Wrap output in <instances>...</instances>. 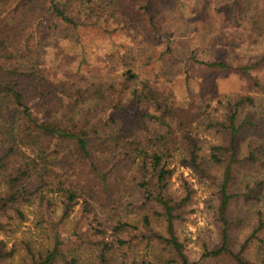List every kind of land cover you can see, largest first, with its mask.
Segmentation results:
<instances>
[{
	"label": "rangeland",
	"instance_id": "obj_1",
	"mask_svg": "<svg viewBox=\"0 0 264 264\" xmlns=\"http://www.w3.org/2000/svg\"><path fill=\"white\" fill-rule=\"evenodd\" d=\"M145 4L129 5L127 11L132 8L129 17L117 16L102 23L101 28L92 25L81 28L77 39L59 40L61 56L57 57L63 72L61 80L72 77V82L77 81L73 90L82 91L80 97L77 94L80 99L73 116L76 121L84 122L94 114L97 103L110 98L112 108L122 97L121 102L126 104L122 112L127 136L147 139V133L153 132L155 126L144 123L140 117L153 111L144 103L134 101L128 91L123 92L122 77L131 70L138 75L131 88H139L144 80L158 85L178 118L172 121L178 141L181 143L182 132H189L199 141L201 156L208 157L212 146L223 144L220 134L207 129L208 121H222L228 104L239 97L251 96L257 100V112L264 116V93L254 87L252 81L256 78L264 85V0H152L149 11L144 10ZM107 11L106 16L113 15L112 11ZM117 23H125L124 29H117ZM175 34L187 39L170 45V36ZM164 35L166 37H162ZM171 46L175 47L172 56H161ZM191 54H195L200 62H222L227 69L200 65L189 60ZM153 68H158L156 74ZM71 72L78 74L71 75ZM66 73L69 76H65ZM63 82L72 83L69 79ZM178 124L182 125L181 129H177ZM240 148V157H243L244 142ZM114 158L119 159L112 155L103 158L102 162L110 166ZM131 159L127 157L120 161L115 174L121 189L114 196L121 199V203L105 204V209L92 203L88 206L81 199L71 215L61 219L57 231L65 255L61 264H95L99 240H116L111 230L106 231L105 236L101 233L106 227V221L104 223L101 217L104 214L107 218L121 217L137 229L118 234V238L130 241V244L115 246L110 253L111 264H181L172 248L155 239L135 236L137 232L148 237L151 230L167 237L168 232L163 207L154 202L145 203L139 186L142 176ZM208 160L205 158V164L210 176L217 178L215 180L201 174L182 151L164 158L163 164L172 172L166 195L178 207L174 229L188 260L194 264H230L223 257H205L221 245L218 181L224 173L222 165H214ZM84 168L81 163L75 164L67 169L68 177L75 179ZM260 181L264 182V169L244 170L238 175L232 191L236 194L245 192L247 184ZM5 190L0 184V194ZM256 194V199L233 200L230 207L229 215L235 220L232 239L237 250L256 226L258 212H264V186ZM59 203L55 197L52 210L56 217L63 213ZM36 209L33 206L25 210L24 223L13 217L2 219L11 226L7 233L0 230V242H4L6 252L12 251L6 264H31L25 248L27 242L39 250L52 245L54 234L46 218H42ZM248 257L257 264H264V244L255 243Z\"/></svg>",
	"mask_w": 264,
	"mask_h": 264
},
{
	"label": "trees",
	"instance_id": "obj_2",
	"mask_svg": "<svg viewBox=\"0 0 264 264\" xmlns=\"http://www.w3.org/2000/svg\"><path fill=\"white\" fill-rule=\"evenodd\" d=\"M151 1L0 0V184L6 189L0 194V230L5 233L11 231V226L3 222V218L13 217L17 222L24 223L25 210L36 206L38 214L46 218L54 236L52 245L45 250L34 248L30 242L25 244L31 264H61V258L65 255L57 231L61 219L68 218L81 199L88 206L92 203L105 209V204L121 203V199L114 196L121 189L115 174L120 161L127 157L132 158L137 172L142 176L139 186L145 203L154 202L163 207L168 232L167 237L151 230L148 237L137 232L135 236L158 240L173 249L181 264H194L188 260L184 246L176 237L174 222L178 217L175 214L178 207L166 195L172 172L166 168L163 160L179 151L184 152L192 166L209 178L217 179L210 176L205 158H209V163L222 165L224 169L218 181L221 245L205 257H223L230 264H257L248 256L255 243L264 244V212H258L256 226L240 250L235 248L232 239L235 220L229 215L233 200L256 199V193L264 186V182L260 181L247 184L245 192L236 194L232 191L242 171L264 169V116L257 112L255 98L239 97L228 104L222 121H208L207 129L216 131L223 138L222 145L210 148L208 157L201 156L200 143L189 132H182L181 143L178 141L172 123L178 118L158 85L144 80L139 88H131L138 78L131 70L122 77L125 84L123 92L128 91L134 101L144 103L153 111L140 117L144 123L155 126L153 132L147 133V139L127 136L122 112L126 104L121 102L122 97L112 108L110 98L97 103L94 114L84 122L76 121L73 116L82 91L73 90L77 81L72 82V77L66 78L72 83L61 80L63 72L57 57L61 56L59 40L77 39L78 31L89 25L101 28L102 23L106 24L117 16L129 17L132 8L127 11V7H135L139 3L145 2L144 10L149 11ZM234 6L237 7V3ZM107 10L112 11L113 15L106 16ZM116 25L117 29H124L125 23ZM107 33L104 31V34ZM170 38V45L187 39L178 34ZM107 39L110 38L107 36ZM171 47L173 49L167 48L161 56H172L175 47ZM189 60L208 68L227 69L226 64L219 61L200 62L195 54H191ZM157 69L153 68L155 74ZM74 74L78 73L71 72V75ZM252 81L254 87L264 93V85L256 78ZM181 126L178 124L177 129H181ZM242 142L245 143V152L240 157ZM112 155H117L119 159L114 158L110 166L104 165L102 159ZM80 163L85 168L75 179L69 178L67 169ZM62 177L66 179L62 180ZM55 197L60 200L62 216L56 217L52 210ZM101 217L104 223L106 221L101 233L105 236L106 231L111 230L116 240H99L95 264H111L110 253L115 246L130 244V241L118 238V234L137 229L121 217L107 218L105 214ZM145 223L149 224L147 219ZM11 256L12 251L6 252L4 242H0V264H6Z\"/></svg>",
	"mask_w": 264,
	"mask_h": 264
}]
</instances>
